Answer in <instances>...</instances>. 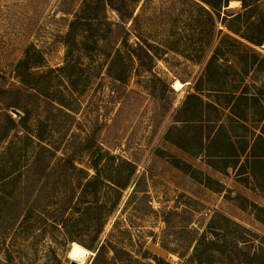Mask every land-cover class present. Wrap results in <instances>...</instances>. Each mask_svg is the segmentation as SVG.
Wrapping results in <instances>:
<instances>
[{
  "label": "rangeland",
  "instance_id": "obj_1",
  "mask_svg": "<svg viewBox=\"0 0 264 264\" xmlns=\"http://www.w3.org/2000/svg\"><path fill=\"white\" fill-rule=\"evenodd\" d=\"M90 1L0 0V86L22 88L29 133L40 132L45 143L59 148V155L83 146L89 138L90 146L105 153L100 167L108 185L125 183L129 169L135 167L132 181L120 189V200L112 209L117 193L108 185L100 190L102 211L108 216L101 243L119 221L133 234L124 241L126 251L139 257L148 251L144 259L148 262L157 255L164 258L160 264H183L192 247L183 259L162 245L184 251L190 227L182 228V233L176 230L188 215L168 212L183 210V202L191 197L203 204L191 226L201 233L216 212L224 213L251 231L249 245L264 258V214L260 221L250 203L264 207L262 165L257 163L254 179L233 167L226 169L232 159L214 157L225 136L218 128L221 123L231 135L245 134L250 144L264 131V41L253 44L225 25L258 34L257 27L251 31L244 18L234 17L242 12L241 1H230L220 15L208 16L189 0H127L132 10L124 21L128 38L119 40L121 53L114 61L113 55L104 53L112 39L102 49L93 44L94 38L112 37L110 26L121 21L111 6L99 20L82 18L76 39L70 31L77 13L88 15ZM251 12V19H264V0ZM85 28L87 33H82ZM27 49L31 62L39 60L30 69L41 75L27 76L30 83L38 82L36 88L23 85L17 71ZM215 52L217 57L206 70ZM177 81L182 84L176 86ZM192 93L203 98L201 120ZM216 130L221 133L215 135ZM202 135L205 149L200 148ZM17 136L13 132L4 147ZM235 140L239 139L234 136ZM38 143L35 137L32 143L25 139L14 144L11 151L18 164L32 159ZM25 145L24 151L17 149ZM89 159L87 154L78 157L79 166L89 165ZM135 187L137 197L128 203ZM21 204L0 213V264H70L69 252L77 241L65 240L56 225L59 203L31 209L27 220H15ZM165 216L174 222L171 227ZM88 250L87 258L77 264H92L95 252ZM122 257L121 264H127Z\"/></svg>",
  "mask_w": 264,
  "mask_h": 264
},
{
  "label": "trees",
  "instance_id": "obj_2",
  "mask_svg": "<svg viewBox=\"0 0 264 264\" xmlns=\"http://www.w3.org/2000/svg\"><path fill=\"white\" fill-rule=\"evenodd\" d=\"M189 1L200 6L202 11L208 16H213V12H217L220 15V10L228 6L232 0ZM239 1L242 4V12L236 14L234 17L239 19L244 18L251 31L257 27L258 34H255V32H251V35L246 34L244 31L241 32L239 29L232 28L229 24L225 25L233 33L239 34L249 42L256 45L262 44L264 41V22H260V20L264 19L250 18L252 17L251 11H253V8L255 9L256 5L258 6L260 0ZM90 2V5H88L90 11L88 15L86 16L84 14L85 16H82L83 14L80 13L81 15H79L77 13L71 23L70 31L72 32L74 30V39H76L78 34L76 25L82 18L86 19L84 22L88 19L99 20L101 12L108 5L111 6L118 12L121 21L116 22L114 26H110V34L112 37H103L101 38L102 40L94 38L93 44L96 49H102V46L109 44V40L112 39L113 44L111 48L104 49V53L107 57L113 55L112 61H114L121 53V48L117 46L119 40L121 42L127 41L128 30L124 21L128 16H131L132 10L127 8V0H92ZM82 10L85 13L87 7H84ZM124 11H126V14ZM245 14L246 17H244ZM84 24H91V22L89 21ZM87 31L85 28L81 32L87 33ZM122 33H125V36ZM26 51L27 53L24 58L17 64L18 75L23 85H32V87L36 88L38 82L30 83L31 81L27 79V76L36 78L41 75L39 72L30 69L39 60L33 59L34 62H31L30 50L27 49ZM145 51L147 50L145 49ZM216 57L217 52L208 61L206 70L211 67ZM196 89L199 90L200 88L198 87ZM23 96L24 92L21 87L0 86V184H2L0 186V204L2 203L0 213L5 210L7 212L11 209L15 210L21 207V203H24L19 212L20 214L14 218L17 220L19 217H23V220H27L30 217L29 212L31 209L45 210L58 202L61 212L57 216L56 225L60 227L65 240L77 241L88 249L97 252L92 264H121L119 260L123 261L124 259L122 254L125 255L127 264H160L164 258L157 255H154V260L151 259L149 262L144 260L145 258L148 259V251H145L139 257L125 250L124 241L126 238L131 240L133 234L129 227L120 226L119 221L114 223L108 238H106V242L101 243V235L108 217L102 211L104 204L100 198V190L105 185H108V180L101 174L100 167V162L104 159L105 153L100 149H94L92 145L90 146V139L87 138L84 140V144L81 142L83 146L59 155V148L45 143V137L40 132H36L35 135L29 133V114L26 106L22 103ZM191 97H195L199 102L196 112L200 114L201 120L204 117V110L202 109L203 98L195 93H192ZM180 108L177 109L178 112ZM180 120L179 118L176 119V121ZM219 126L218 128L225 136L220 144L221 151L218 154H214V157L232 159V164L227 163L226 169L233 167L241 175L246 174L255 179L257 163L262 165L260 168H263L264 171V131L257 134L256 138L250 144L245 134L231 135L225 123H221ZM212 131L214 130L212 129ZM216 131L215 135L221 133L218 130ZM13 132L18 135V140H11L4 147V144L9 140ZM234 136L239 140L233 141ZM35 137L38 138L39 143L34 150L32 159L22 165L18 164L16 152L13 153L11 151L14 144L21 145L19 143L23 144L25 139H29L32 143ZM202 137L203 135L199 139V143L201 144L200 148L205 149L202 147L204 141ZM260 141L262 144L259 143ZM26 145L22 148L18 147L17 149L22 152L26 149ZM84 154L90 157L89 165L79 166L78 157ZM211 166L219 170L215 164H211ZM90 170H94V174H91ZM134 173L135 167L133 166L129 169L125 183L117 184L113 181L118 186L108 185L117 193L110 209L118 204L120 200V189L130 184ZM138 183L136 182V187ZM260 186L264 190V186L262 184ZM136 187L128 203L137 197L138 189ZM223 189L224 186L222 184L220 191ZM187 199L188 203L183 202L185 207L183 210L178 211L175 208V210L168 212L170 216H179L181 213L188 215L187 221L181 225L180 230H176V232L182 233V228L187 227L188 229L190 227L186 231L187 236L184 251L180 252L166 244L162 245L169 251H176L183 259L186 257L189 248L192 247V253L188 254V258L183 264H264V258L260 257L259 253L257 255L255 247H250L249 245L252 242L250 239L252 235L251 231L224 213L216 212L207 223L208 228L201 233L199 232V228L191 226L195 222L194 217H196V214L202 213L203 204L199 200L191 197H187ZM244 200L248 201L247 198H244ZM250 203L254 210H256L258 219L263 221L262 215L264 214V207L258 205L256 202ZM164 220L169 227L174 223L171 222L169 216H165ZM261 248L264 250L263 247ZM258 252L262 254L263 251ZM123 264L125 263L123 262Z\"/></svg>",
  "mask_w": 264,
  "mask_h": 264
},
{
  "label": "bare ground",
  "instance_id": "obj_3",
  "mask_svg": "<svg viewBox=\"0 0 264 264\" xmlns=\"http://www.w3.org/2000/svg\"><path fill=\"white\" fill-rule=\"evenodd\" d=\"M237 0H232L231 2H235ZM181 82H176L175 85H181ZM89 250L86 249L85 247H83L82 245H80L77 242L73 243V247L71 248L70 252H69V256L76 261L82 262L84 261L87 256L89 255Z\"/></svg>",
  "mask_w": 264,
  "mask_h": 264
},
{
  "label": "water",
  "instance_id": "obj_4",
  "mask_svg": "<svg viewBox=\"0 0 264 264\" xmlns=\"http://www.w3.org/2000/svg\"><path fill=\"white\" fill-rule=\"evenodd\" d=\"M96 253H97V252H95L94 255H95ZM70 264H77V261L72 259V260L70 261Z\"/></svg>",
  "mask_w": 264,
  "mask_h": 264
}]
</instances>
